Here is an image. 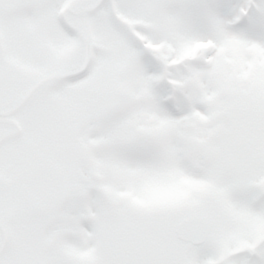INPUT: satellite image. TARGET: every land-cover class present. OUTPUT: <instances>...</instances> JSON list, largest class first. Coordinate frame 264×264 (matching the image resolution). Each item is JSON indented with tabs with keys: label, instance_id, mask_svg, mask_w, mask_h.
<instances>
[{
	"label": "snow or ice",
	"instance_id": "6c2138e0",
	"mask_svg": "<svg viewBox=\"0 0 264 264\" xmlns=\"http://www.w3.org/2000/svg\"><path fill=\"white\" fill-rule=\"evenodd\" d=\"M0 264H264V0H0Z\"/></svg>",
	"mask_w": 264,
	"mask_h": 264
}]
</instances>
